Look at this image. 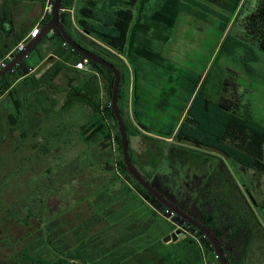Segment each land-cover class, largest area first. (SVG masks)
Wrapping results in <instances>:
<instances>
[{
    "label": "trees",
    "instance_id": "1",
    "mask_svg": "<svg viewBox=\"0 0 264 264\" xmlns=\"http://www.w3.org/2000/svg\"><path fill=\"white\" fill-rule=\"evenodd\" d=\"M189 1L191 0H62L61 20L69 34L81 46L112 62L121 70L120 110L129 138L141 135L145 140L143 142H147L144 150L148 153L147 163L150 167L142 165L136 159L130 146L133 163L153 185L156 182L174 198H178L177 193L182 191L188 196L194 191L191 176L184 177V185L179 188L171 171L182 162L186 165L189 163L187 166L192 168L191 164L195 162L192 155L199 153L197 146L206 149L214 147L221 150L235 166L245 165L264 173V127L253 119L250 109L242 112L244 104L241 97L236 95V91L232 95L229 93V87L232 86L231 90L237 88L227 80L221 85L222 97L215 102V108L206 111L201 109L198 115L194 106L200 96L193 97L202 89L206 77L203 80L200 75L184 73L181 82L174 84L175 87H180L183 97H179L181 102L177 109L169 114L171 121L162 126L152 124L150 114L154 89L151 91L141 82L151 79L156 83L169 81V60L161 46L170 41L180 14L189 12L194 6L195 0L191 1L192 6ZM238 6L242 8L243 2L235 1L232 14L238 12ZM0 9V33L4 39L10 34L14 36H10V42L6 43L11 50L27 31L17 34L15 28L5 30L4 27L10 22L11 5L4 1ZM51 18L50 12L39 24L40 31ZM36 26L34 24L31 28ZM244 32L245 40L264 53V0H258L255 10L245 17ZM227 40L228 38L219 48V54L226 50ZM120 54L127 62L120 58ZM82 58L84 56L81 53L68 44L65 45L63 36L55 30L52 35H45L18 66L0 77V105L8 102L0 112L4 115L6 124L12 127L10 130H20L22 140L40 136L42 132L43 138L40 139L38 149L46 154L57 151L60 144L69 141L68 138L74 135L73 130L77 128L76 131L79 130V135L91 150L90 154L85 152V167L100 166L99 182H92L87 207L76 217L67 221L59 213L53 215L48 207L39 210V214L35 212V208H31L23 217H18L29 227L33 219L39 220V226L34 229L37 238L17 248L8 240L6 246L14 249L9 259L3 258V247L0 245V264H207L205 248L212 258L216 257V253L205 235L193 227L192 230L197 234L181 242L166 243L163 238L152 239L151 233L158 223L157 217L162 214L167 217L164 214L165 206L133 178L124 162L119 125L111 103L114 72L92 61L91 72L75 69L73 65ZM31 69L34 71L31 72ZM131 75L132 115L143 130H139L132 122L129 92L124 90V85L130 83ZM101 77L105 79V104L102 103ZM77 105L82 107L85 121L75 127L63 124L60 119ZM211 112L213 119H207ZM198 119L201 120L202 127L196 129L194 125L198 123ZM211 122L213 126H210ZM169 140H175L178 144ZM178 149L186 152L180 154ZM77 160H80V164L75 162ZM73 161V170L79 172L82 158L77 157ZM207 161L208 158L205 157L201 162L206 164ZM230 177V185L236 191H225L223 198L214 199L215 203L211 201V205H214L211 213H205L206 210L201 209V220L216 231L217 237L222 229L230 227L229 242L232 244L237 242V227L240 226L243 211L239 207L243 206L244 209L243 202L238 200L244 193L234 176L231 174ZM132 193L148 202L157 203L163 213L151 210L147 215H140L128 209V214H133L131 218L111 223L112 215L126 209L125 207L130 208ZM230 193H233L232 199L237 200V208L240 210L239 214L230 215L231 225L219 221L220 216L216 212L217 207L227 202L226 196ZM189 203L191 205L190 198L183 207L187 209ZM246 203L249 211L245 212V216L253 213L256 217L250 202L246 200ZM17 215L13 209L7 210V218H16ZM226 217L229 218V215ZM176 218L191 226L179 215ZM245 224L249 225L248 222ZM20 240H24V235L15 241ZM243 257L234 254L227 256L229 264H242Z\"/></svg>",
    "mask_w": 264,
    "mask_h": 264
},
{
    "label": "rangeland",
    "instance_id": "2",
    "mask_svg": "<svg viewBox=\"0 0 264 264\" xmlns=\"http://www.w3.org/2000/svg\"><path fill=\"white\" fill-rule=\"evenodd\" d=\"M4 1L11 5L10 22L7 24V28L10 29L13 26L18 34L27 31L35 24L32 18L41 9V6L35 0H0V6L4 4ZM191 1H189V4ZM235 1L237 0H195L194 6L189 12L180 14L170 41L161 46L162 52L169 60V81L156 83L155 80L151 79V81L141 82L151 91L154 89L150 116L153 117H151V121L155 126H162L171 121L169 114L177 109V105L181 102L179 97H183L180 87H175L174 84L181 82L184 73L191 72L194 75L202 76L203 80L206 77L202 89H199L193 97L198 98L200 96L194 106L198 115L202 110L215 108V102L222 97L220 93L221 85L227 80L231 83L230 85L237 88L231 90L232 86L229 87V93L232 95L236 91V95L241 97L242 104H244L242 112H247L250 109L253 119L264 127V53L257 46H253L245 40L244 32L245 17L255 10L258 0H240L243 2L242 8L238 6V12L232 14ZM53 2L54 0H52L51 12ZM191 4L190 6H192ZM62 13L63 9L60 12L61 16ZM228 18H231L230 21H228ZM1 35L4 38L3 34L0 33V53L6 47V42L1 39ZM226 38H228L226 50L219 54V48L226 41ZM119 56L127 62L125 57L121 54ZM100 82L102 103L105 104L107 99L105 79L101 77ZM132 84L131 75L129 85H124L125 92H129L130 117L135 126L139 130H143L136 124L132 115ZM246 104H249V106ZM7 105L8 102H5L4 105L1 104L0 111L3 110V106ZM213 117V112H211L208 114L207 119H213ZM60 120L63 124L75 127L85 121V114L82 107L77 105ZM200 121L198 119V123L194 125L196 129L202 127ZM210 126H213V122L210 123ZM11 128L10 125L6 124L4 115L0 112V245L3 247L1 254L4 259H9L14 251L12 247L6 246L8 240L13 243V247L16 246L17 248V246L23 247L24 244L29 243L31 240L35 241L37 238L34 229L39 226V220L33 219L32 225L29 227L24 225L18 217H23L31 208H35V212L39 214L45 207H48L53 215L59 213L67 221L76 217L86 209L88 192L91 190L90 186L92 182L93 184L99 182L98 175L100 173L99 165L85 167V152L90 154L91 150L79 135V130L76 131L77 128L73 130L74 135L68 138L69 141L60 144L57 151L47 152L46 154L38 149L40 139L43 138L42 132L40 136H30L28 139L24 138L22 140L20 130L12 131ZM129 140L136 159L142 165L149 166L147 163L148 153L144 150L147 142H143L145 140L141 135H132ZM169 142L176 143L175 140H169ZM95 151L97 150L95 149ZM178 152L183 154L186 151L178 149ZM178 152L175 151L176 154ZM207 155L210 156L208 157L209 161H213L212 156H216L222 161L224 159L225 170L228 168L226 171L219 170L218 168L222 167L216 165L214 169L215 165L212 164V175L208 177L209 180L207 181L211 182L209 185L198 184L196 185L197 190L189 196L182 191L177 193L178 198L171 197L156 182H154V186L191 216L199 219L201 209L204 208L205 213H211L214 205H211L210 202L215 203L214 199H221L225 191L233 189L231 185L227 188L224 182V177H227L230 172L244 193L242 198L238 200V202H243L244 209L243 206L239 207L243 211H241L242 215L240 214V226L237 227L238 236L235 238L238 240L235 256H245L242 264H264V173L249 169L245 165L235 166L224 155L207 153L205 150L192 155L195 161L192 163L200 165ZM77 157H81L83 160L79 172L73 170V160H76ZM75 162L80 164V160ZM141 170L144 171L142 168ZM193 183L195 185V182ZM234 190L236 191V189H233L232 192ZM213 191L215 195L211 194ZM134 194L132 193V200L129 203L130 208L125 207L126 209L112 215L110 218L111 223L131 218L133 214L129 215L128 209L134 210L133 213L140 215H147V212L151 210L160 214L163 213V209L159 208L157 203L148 202L139 195ZM232 197L233 193L227 195V202L216 208V212L220 216L218 220L225 222V224L230 223V225V215L232 213L239 214L240 211L237 208V200H233ZM189 198L191 199V205L189 203V207L185 209L183 206L187 204ZM205 198H207L206 202L204 201ZM246 200L250 202L256 217L253 216V213L245 216V212L249 211ZM79 202L81 204H77ZM9 209L17 212L16 218H7V210ZM225 215H229V218ZM157 222L152 229V239L163 238L164 240L166 236L182 231L183 234L179 235L176 241L172 240L174 242L180 240L181 242L185 238L197 234L190 226L177 218L171 220L162 214L157 217ZM245 222H248L249 225ZM213 233L215 234V232ZM230 234V227L222 229L219 233L221 242L226 247L228 254L231 247L228 242ZM23 235V241H15ZM14 242H16V245H14ZM205 250L208 258L205 262L208 264L218 263L219 259L217 257L212 258L206 248Z\"/></svg>",
    "mask_w": 264,
    "mask_h": 264
},
{
    "label": "water",
    "instance_id": "3",
    "mask_svg": "<svg viewBox=\"0 0 264 264\" xmlns=\"http://www.w3.org/2000/svg\"><path fill=\"white\" fill-rule=\"evenodd\" d=\"M62 10V0H54L52 5V18L46 23L44 28L42 29L40 36L38 39H33L31 42L28 43L26 48L20 51L15 58H13L6 67L0 69V77L5 75L6 73L13 70L16 66H18L22 60L27 58L33 49L39 44L40 40L50 32L57 30L64 38L65 42L71 46L73 49L77 50L81 53L84 58L89 59L93 63H97L99 65H103L114 72L115 80L112 89V110L114 115L117 119L119 125V132L121 137V145H122V155L124 162L127 166L129 173L133 176V178L150 194H152L162 205L171 209L177 215H179L182 219L192 225L195 229L202 232L205 237L211 242L216 255L219 257L218 264H229V260L225 253L224 248L217 236L200 220L196 219L195 217L191 216L187 211L173 203L169 200L161 191H159L145 176L141 173V171L137 168V166L133 163L131 155H130V144H129V135L127 131V127L125 124L124 117L120 110L119 105V94L121 88V70L112 62L106 60L105 58L101 57L97 53L81 46L68 32L65 24L61 20V12ZM216 152H221V150L215 149L214 147L209 148ZM182 231H178L177 233H172L164 238V242L169 243L172 240L176 241L179 235H182Z\"/></svg>",
    "mask_w": 264,
    "mask_h": 264
},
{
    "label": "flooded vegetation",
    "instance_id": "4",
    "mask_svg": "<svg viewBox=\"0 0 264 264\" xmlns=\"http://www.w3.org/2000/svg\"><path fill=\"white\" fill-rule=\"evenodd\" d=\"M177 143V142H176ZM196 149L198 150V151H200V152H203V150H205L207 153H216V154H222V155H224L223 153H221V152H216V151H213V150H211V149H209V148H202V147H196ZM210 155V154H209ZM225 156V155H224ZM208 157H210V156H208L207 155V158ZM215 157V158H214ZM212 156V158H213V161L212 160H210L209 161V159H208V161L206 162V164H204V163H202L201 165H196L195 164V166H194V164H191L192 165V168L191 167H189V166H187L189 163H187V165H186V163H178V167H176L175 169H172V173H173V175H174V177H175V179L177 180V182H178V185H179V188L180 187H183V185H184V183H183V178L185 177L186 178V176L187 175H189V176H191L192 178H193V182H195V185H194V183H193V189H194V191L195 190H197V188H196V185H198V184H202V185H209L211 182L209 181V182H207L209 179H208V177L210 176V175H212V168H211V166H212V164L213 165H215V167H214V169L216 168V165H218L219 167H222V168H218V166H217V168L219 169V170H225V165L223 164V161H221V159L220 158H218V157H216V156ZM220 157V156H219ZM222 157V156H221ZM226 157V156H225ZM227 158V157H226ZM223 159V158H222ZM224 160V159H223ZM228 161H230L229 159H228ZM225 163V162H224ZM208 166V167H207ZM210 166V167H209ZM207 167V168H206ZM226 170H228V168L226 169ZM225 170V171H226ZM215 171V170H214ZM219 172V171H218ZM229 174H230V172H229ZM229 174H227V177H224L225 179H224V182H225V186L228 188V187H230V181H229V179H231V177L229 176ZM213 175H214V173H213ZM234 185V184H233ZM232 186V185H231ZM234 186H232V188H233ZM212 189H214V188H212ZM208 190V189H207ZM209 192H210V190H208ZM212 191V190H211ZM211 194H214V191L213 192H211ZM170 200V199H169ZM207 201V198H205L204 199V201ZM172 201V200H171ZM173 203H175L174 201H172ZM176 204V203H175ZM176 205H178V204H176ZM179 206V205H178ZM180 207V206H179ZM182 208V207H181ZM183 209V208H182ZM186 211V210H185ZM200 216H201V213H200ZM202 218L200 217L198 220H200L204 225H206L204 222H203V220H201ZM189 226V225H188ZM207 226V225H206ZM190 227H192V225L190 226ZM208 227V226H207ZM194 228V227H193ZM212 232H216L215 230H212L210 227H208ZM197 230V229H196ZM198 231V230H197ZM215 236H216V234H214ZM231 235V234H230ZM219 238V240H220V242H221V239H220V236L218 237ZM237 240V239H236ZM238 241V240H237ZM228 242H229V240H228ZM230 243V242H229ZM221 244H222V242H221ZM231 247H230V253L229 254H237L236 252H237V242H234V243H230L229 244ZM222 247L224 248V250H225V253H226V255L228 256L229 254L227 253V249H226V247H224L223 246V244H222ZM237 256V255H236Z\"/></svg>",
    "mask_w": 264,
    "mask_h": 264
},
{
    "label": "built area",
    "instance_id": "5",
    "mask_svg": "<svg viewBox=\"0 0 264 264\" xmlns=\"http://www.w3.org/2000/svg\"><path fill=\"white\" fill-rule=\"evenodd\" d=\"M73 12V10H72ZM40 26H36L32 28V30L27 34L18 44L2 59H0V69L4 68L7 66V64L15 58V56L22 50L26 48L29 42H31L33 39L38 37L40 35ZM65 45L67 43L65 42ZM75 69L77 70H83L86 72H91L92 71V66L90 64V60L86 58H82L78 60L74 65ZM164 214L167 215L168 218L171 220H174L177 216L175 212H173L171 209L165 207ZM216 257L219 259V257L216 255ZM208 264V263H207Z\"/></svg>",
    "mask_w": 264,
    "mask_h": 264
},
{
    "label": "crops",
    "instance_id": "6",
    "mask_svg": "<svg viewBox=\"0 0 264 264\" xmlns=\"http://www.w3.org/2000/svg\"><path fill=\"white\" fill-rule=\"evenodd\" d=\"M35 2L38 4V5H40L41 6V9H40V11H38L34 16H33V22H35V24L36 25H38L39 26V24L44 20V18H45V16L48 14V13H50L51 12V4H52V0H35ZM14 27L13 26H11L10 27V29L9 28H7V25L4 27V29L5 30H11V29H13ZM3 29V28H2ZM32 30V28H29L28 30H27V32H26V35L27 34H29V32ZM20 33V32H19ZM53 33H51V35H52ZM25 35V36H26ZM10 36H11V38L12 37H14L13 35H11L10 34ZM10 36H8V37H6L5 39L6 40H4V38L1 36V39H3V41H5L6 43L7 42H10ZM24 36V37H25ZM23 37V38H24ZM22 38V39H23ZM7 39L9 40V41H7ZM21 39V40H22ZM20 40V41H21ZM9 44H7L6 45V47L4 48V52H1V54H0V59H2V58H4L11 50H10V48H9ZM10 50V51H9ZM34 71V69H31V72H33Z\"/></svg>",
    "mask_w": 264,
    "mask_h": 264
}]
</instances>
